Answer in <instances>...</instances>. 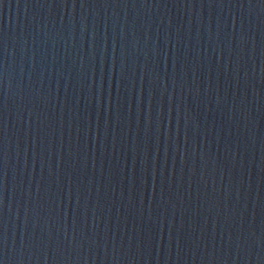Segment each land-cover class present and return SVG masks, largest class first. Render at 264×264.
Instances as JSON below:
<instances>
[{"label":"water","instance_id":"95a60500","mask_svg":"<svg viewBox=\"0 0 264 264\" xmlns=\"http://www.w3.org/2000/svg\"><path fill=\"white\" fill-rule=\"evenodd\" d=\"M0 264H264V0H0Z\"/></svg>","mask_w":264,"mask_h":264}]
</instances>
